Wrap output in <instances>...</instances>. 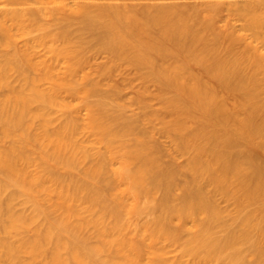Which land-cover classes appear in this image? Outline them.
Here are the masks:
<instances>
[{"label":"bare ground","instance_id":"obj_1","mask_svg":"<svg viewBox=\"0 0 264 264\" xmlns=\"http://www.w3.org/2000/svg\"><path fill=\"white\" fill-rule=\"evenodd\" d=\"M22 1L9 0L8 14L18 20ZM97 1L84 0L75 8L83 19V32L88 31L95 44L111 53L114 60L134 65L142 78L146 79L149 69V75L162 86L166 106L163 130L178 150L190 157L180 168L173 162L164 165L160 146L149 142V127L144 126L149 123L148 115L131 121L122 113H110L114 106L107 99L116 101L119 92H100L86 85L84 93L102 97L91 109L89 123L105 149L96 154L83 152L82 156L93 157L87 174L102 177L121 206L128 207L132 198L135 213L151 211L155 218L136 229L140 241L125 236L123 222L107 228L104 216L73 224L72 216L80 214L71 204L75 197L61 190L66 214L58 220L59 234L69 232L72 241L58 240L57 248L64 245L69 255L61 258L56 252L57 264H88L85 240L79 235L88 224H94L103 239L102 245L91 248L92 253H110L101 264H167L162 259L167 246L162 247V242L180 244L182 257H190L188 264H264V161L253 153L255 145L261 149L264 143V92L257 76L264 53L236 30L227 28L223 36L217 34L212 13L221 9L223 0L192 9L174 4L137 6ZM249 1L246 10H234L246 17L253 37L264 40V0ZM49 36L38 39L37 45L48 43ZM62 38H51L56 62L69 54L65 39L64 46H56ZM239 40L246 41L244 52L233 50ZM69 71L76 76L79 68L71 64ZM4 83L0 77V86ZM228 93L236 98L233 105L226 98ZM55 100V96L37 88L32 94L18 90L0 100V123L30 125L44 115L39 106L36 110L32 106H48ZM142 103L143 109L148 108ZM73 131L68 122L54 135H43L41 141L53 146L54 157L62 161L68 150L74 156L79 154ZM115 164L118 166L113 168ZM0 169L7 172L12 183L27 182L41 189L45 186V178L29 174L1 153ZM179 175L186 178L184 183L178 181ZM122 184L125 189L119 194ZM3 189L0 184V203ZM158 189L163 196L153 202ZM217 196L231 201L235 210L220 208ZM92 204L96 205V199ZM20 221L13 220L10 228H16ZM51 233L47 230L45 238ZM37 244L30 243L26 250L35 254ZM20 249L0 241V261L16 260ZM146 253L153 258L144 261ZM118 254L122 256L119 262L114 258ZM175 264L186 263L178 260Z\"/></svg>","mask_w":264,"mask_h":264},{"label":"rangeland","instance_id":"obj_2","mask_svg":"<svg viewBox=\"0 0 264 264\" xmlns=\"http://www.w3.org/2000/svg\"><path fill=\"white\" fill-rule=\"evenodd\" d=\"M83 1L24 0L19 10L22 16L18 20L8 14L9 0H0V77L5 80L0 86V100L11 97L18 90L32 94L36 88L56 97L54 104L45 106L35 103L32 106L33 110L39 106L44 115L36 118L30 125L20 127L0 123V153L13 159L17 166L25 168L29 174L46 179L43 189L27 182L12 183L7 172L0 169V184L4 186L0 203V241L21 248L16 260L5 258L0 264H57L54 257L56 252H59L61 258L69 255V250L64 245L57 248L59 239L67 243L72 241L69 232L59 234L58 220L66 214V209L61 206L62 199L59 196L61 190H68L75 197L71 204L80 214L72 216L73 224H79L86 218L104 216L107 228L123 222L126 225L125 236L140 241L136 229L155 218L154 212L151 211L135 213L131 208L134 204L132 198L128 207L121 206L102 177L97 178L87 174L88 168L93 163V157H84L83 152L87 150L96 154L105 149L104 144L100 142V136L89 123L91 109L96 108L102 97L99 94L84 93L83 88L86 85L98 88L100 92L111 89L119 92L116 101L114 98L107 99L114 106L110 113H122L131 121H135L144 113L148 115L149 123L144 126L149 127V142L160 146L164 165L173 162L180 168L189 162L190 154L178 150L172 137L163 130L162 118L166 115V106L162 100L161 84L149 75L148 68H146V79L142 78L141 71L134 65L125 60H114L111 53L101 50L95 44L88 31L83 32V19L75 12L76 6ZM213 1L215 0H98L97 2L128 3L137 6L174 4L192 9V6L202 8ZM249 2V0H223L221 9L212 13L216 32L223 36L227 28L236 30L252 40L264 53V40H256L246 17L234 10L237 7L246 10ZM261 12H264V6ZM47 35H50L47 38L48 43L40 45L38 42V46L37 40ZM56 35L63 36L62 41L56 42V46H64L65 39V47L69 53L68 57H62L60 62H56L57 56L51 45V38ZM82 36L85 38L80 39ZM233 50L244 52L246 41H236ZM71 64L79 68L76 76H72L69 71ZM257 76L264 92V64L257 72ZM229 94L226 98L233 105L236 98ZM142 102L148 108L143 109ZM68 122L74 127L72 139L80 146L79 154L74 156L71 150H68L62 155L64 159L59 161L54 157L53 146L43 144L41 138L46 134L54 135ZM250 147L253 149L254 145ZM258 147L256 148L255 145V151H252L264 161V150L261 151L262 148L264 149V143L261 149ZM117 166L118 164H115L112 167ZM185 179L184 176H178V181L182 183L186 181ZM124 189L125 185L122 184L118 193L120 194ZM162 196L163 191L158 189L154 194L153 202L159 201ZM92 199H96V205L92 204ZM216 200L223 210L230 212L235 210L231 201H226L220 196H217ZM16 219L21 220L19 225L10 228L12 221ZM191 224L189 223L190 227ZM237 224L238 222H235L234 226ZM47 230L52 231L48 239L44 236ZM188 233L183 237H187ZM79 235L85 240L83 249L88 257V264H101V260L110 257L107 250L99 255L92 253V247L103 244V239L97 235L94 224L86 225ZM32 242H38L35 254H30L26 250ZM161 245L167 246L162 255V259L167 264H175L178 260L189 263V256L182 257L180 244L162 242ZM1 251L3 253L4 249L2 248ZM114 258L117 262L122 260L120 254ZM152 258L149 253L144 255V261Z\"/></svg>","mask_w":264,"mask_h":264}]
</instances>
